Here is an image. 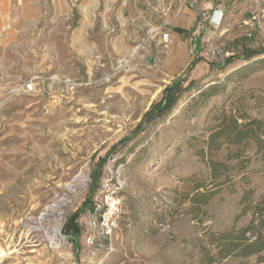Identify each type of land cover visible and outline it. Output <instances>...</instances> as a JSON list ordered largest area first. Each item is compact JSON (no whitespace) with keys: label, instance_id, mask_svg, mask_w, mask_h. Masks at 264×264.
I'll list each match as a JSON object with an SVG mask.
<instances>
[{"label":"rangeland","instance_id":"obj_1","mask_svg":"<svg viewBox=\"0 0 264 264\" xmlns=\"http://www.w3.org/2000/svg\"><path fill=\"white\" fill-rule=\"evenodd\" d=\"M174 4L160 27L151 0H0V264H264L217 260V235L249 222L244 185L212 196L202 223L186 212L197 185L217 192L211 162L247 161L234 181L250 171L253 200L264 195L263 151L212 139L224 119L255 120L264 146V63L245 77L243 62L219 67L264 49V0H217V28L202 13L180 28ZM177 80L193 86L172 113L123 142ZM209 85L217 93L197 99ZM77 211L75 239L64 230Z\"/></svg>","mask_w":264,"mask_h":264},{"label":"trees","instance_id":"obj_2","mask_svg":"<svg viewBox=\"0 0 264 264\" xmlns=\"http://www.w3.org/2000/svg\"><path fill=\"white\" fill-rule=\"evenodd\" d=\"M264 55V49L253 51L245 50L242 55H231L227 57L221 65L220 70L234 64L236 61L245 63L235 70V75L245 77L249 73L255 71L257 68L263 66V59L258 60L260 56ZM257 59V60H256ZM212 67L218 68V65L210 63ZM230 79V76L227 78ZM193 86V82H190L186 87H182L181 81L177 80L167 86L163 91L159 100L153 102L149 109L143 114L140 122L136 126L135 130L130 134L128 138H124V141H129L141 132H143L149 123H153L156 120H160L168 117L175 106L178 104L182 97L183 92L189 90ZM215 86L209 85L205 89H197V99L202 102L207 98L215 95ZM262 130V125L259 121H250L247 124H238V121L234 118L224 119L217 130L213 133L212 139L223 140V143L228 146L246 147L249 144L256 146L257 155L262 150L264 157V146L260 141L259 133ZM239 154L229 155L227 160H238ZM105 159H102L90 176V195H92L98 188L101 178L102 164ZM243 162H237L235 165L230 166L226 163L217 161L211 162L209 170L212 178H217V192L212 189H208L206 186L197 185L186 200L189 202L187 214H189L193 220L197 223H202L201 218L207 213L204 208L208 205L209 199L223 191L228 190L231 194L235 193V186L244 185L246 188L242 191V195L239 204L242 207V214L249 216V222L244 228L237 231H230L217 235L215 241V249L217 260H223L227 258H248L251 256H257L259 262H264V256L261 255L264 252V195L260 196L257 200H253V190L249 187V172H243L240 175L239 183L237 184L234 179L235 175L233 171L239 172L244 170ZM201 190V191H200ZM80 211L74 213L65 225V232L72 234L74 238L80 236V228L76 221L79 218ZM212 257H206L205 262L211 263Z\"/></svg>","mask_w":264,"mask_h":264},{"label":"crops","instance_id":"obj_3","mask_svg":"<svg viewBox=\"0 0 264 264\" xmlns=\"http://www.w3.org/2000/svg\"><path fill=\"white\" fill-rule=\"evenodd\" d=\"M176 0H151V6H150V24H153L157 22L158 19L162 20V23H160V27L163 26L164 18H167L168 15H164L163 12L167 7H175V2ZM174 4V6H173ZM217 9V0H198L197 6L194 9H188L185 8L183 9L182 12V17L183 19L180 18L176 24L180 28L184 27H190V25H193V22L196 21V15L199 16L202 11L209 12L211 13L213 10ZM178 10V9H177ZM181 17V16H180ZM186 18V19H185ZM169 38H170V45L172 46L176 41L178 40L177 35L175 33H169ZM183 48V46H182Z\"/></svg>","mask_w":264,"mask_h":264},{"label":"built area","instance_id":"obj_4","mask_svg":"<svg viewBox=\"0 0 264 264\" xmlns=\"http://www.w3.org/2000/svg\"><path fill=\"white\" fill-rule=\"evenodd\" d=\"M198 0H177V6L178 10L177 13L181 12L185 8H191L194 9L197 6ZM172 10V7H167L163 14L168 15ZM201 18L203 21H205L210 27L212 28H217V26L220 25V21L222 18V12L213 10L212 13H202ZM159 44L163 48H167V46L170 44V38L168 33H161L160 35V41ZM30 89V86L27 87ZM116 202L113 200H110L109 202L106 203V208H105V213L104 215L107 218V221H109L110 217L113 215L114 210H115Z\"/></svg>","mask_w":264,"mask_h":264},{"label":"bare ground","instance_id":"obj_5","mask_svg":"<svg viewBox=\"0 0 264 264\" xmlns=\"http://www.w3.org/2000/svg\"><path fill=\"white\" fill-rule=\"evenodd\" d=\"M3 257H4V253L0 251V261L3 259Z\"/></svg>","mask_w":264,"mask_h":264}]
</instances>
